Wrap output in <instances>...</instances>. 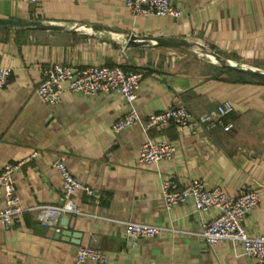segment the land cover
Segmentation results:
<instances>
[{"label": "crops", "instance_id": "crops-1", "mask_svg": "<svg viewBox=\"0 0 264 264\" xmlns=\"http://www.w3.org/2000/svg\"><path fill=\"white\" fill-rule=\"evenodd\" d=\"M170 2L181 10L179 17L136 16L124 0H0V17L186 38L264 71V0ZM187 51L127 47L120 36L106 31L0 27V65L10 68L0 90V170L37 151L16 173L20 202L30 210L10 228L0 227V264H74L78 245L101 250L104 264H258L237 243L208 245L198 236L202 223L214 217L213 210L198 212L191 201L164 207L161 176L179 185L199 178L231 194L251 187L260 201L243 225L250 234L264 233V80H241L238 72ZM55 63L141 71L134 102L141 116L183 105L196 118L227 100L233 111L222 124L232 126L206 129L193 122L186 129L170 124L144 131L135 125L114 134L111 124L127 107L117 93L65 91L54 106L38 98L41 69ZM147 138L171 142L172 158L140 163L138 150ZM61 155L72 176L94 190L97 202L77 191L73 198L83 214L59 217L57 232L54 225L40 223L42 210L35 207L56 202L61 180L52 162ZM128 221L158 225L162 232L152 239L127 238Z\"/></svg>", "mask_w": 264, "mask_h": 264}, {"label": "built area", "instance_id": "built-area-1", "mask_svg": "<svg viewBox=\"0 0 264 264\" xmlns=\"http://www.w3.org/2000/svg\"><path fill=\"white\" fill-rule=\"evenodd\" d=\"M33 3L36 0H24ZM131 14L136 16H171L179 17L182 12L171 4L170 0H124ZM10 68L0 65V90L6 85ZM143 73L141 71L124 70L121 66L91 65L84 68H71L55 63L41 69V79L35 88L38 98L45 104L54 106L61 101L65 91L76 92L86 96L100 93H117L126 103L121 116L112 122L110 130L114 134L139 125L144 131L154 126L167 127L174 124L181 129L188 128L193 122L206 129L222 124V118L233 111L232 104L225 100L208 112L196 118L183 105H171L167 108L141 116L135 106L136 90ZM232 125H223L228 130ZM175 146L168 140H152L147 138L138 150L140 163H157L172 158ZM37 157V151L27 156L4 164L0 170V227L8 229L21 214L30 210L24 207L17 194L16 173L27 162ZM65 157L59 156L52 162V167L60 176V192L53 204H41L35 208L42 210L40 223L54 225L57 232L60 226L56 223L61 216L83 214L82 209L74 201L77 191L97 197L94 190L72 176L65 165ZM161 198L166 209L191 201L198 212L214 211L211 219L203 222L197 232L208 245L227 240L240 245L241 253L264 264V233L250 234L243 225L246 215L254 210L260 201V194L253 188H246L237 193H228L220 185L207 186L199 178H194L179 185L170 177H160ZM162 228L158 225L128 221L125 223L127 238L152 239L159 236ZM106 254L96 247L78 245L74 264L94 262L104 264Z\"/></svg>", "mask_w": 264, "mask_h": 264}, {"label": "water", "instance_id": "water-1", "mask_svg": "<svg viewBox=\"0 0 264 264\" xmlns=\"http://www.w3.org/2000/svg\"><path fill=\"white\" fill-rule=\"evenodd\" d=\"M0 27L1 28H11V29H36V30H78L82 29L85 32L95 33L106 31L109 33L117 34L120 36L125 43V46H134V45H151V46H168L175 48H186L188 50L196 52V50H202L204 55H200L205 60L211 62L207 56L213 58V63L217 64L221 68L232 70L238 73H243L247 76L254 77L260 80H264V71L258 70L255 68H251L243 65L240 62L227 59L223 57L221 54L215 52L208 46L190 41L186 38H177V37H164V36H138L135 34L120 32L117 30H113L110 28H105L100 25H91V24H81L79 26H69L65 23L60 22H44L41 20H33V19H13V18H2L0 17ZM68 234V232L63 233Z\"/></svg>", "mask_w": 264, "mask_h": 264}, {"label": "trees", "instance_id": "trees-1", "mask_svg": "<svg viewBox=\"0 0 264 264\" xmlns=\"http://www.w3.org/2000/svg\"><path fill=\"white\" fill-rule=\"evenodd\" d=\"M122 67V66H121ZM123 68V67H122ZM124 70H127L125 68H123ZM133 71H139V70H133ZM226 71H229V70H226ZM229 72H233V71H229ZM236 75H238V78L241 79V80H244V79H249L248 76H246L245 74L243 73H235Z\"/></svg>", "mask_w": 264, "mask_h": 264}, {"label": "rangeland", "instance_id": "rangeland-1", "mask_svg": "<svg viewBox=\"0 0 264 264\" xmlns=\"http://www.w3.org/2000/svg\"><path fill=\"white\" fill-rule=\"evenodd\" d=\"M210 48V47H209ZM213 50V49H212ZM187 52H189L191 55H194L196 58H199V59H202V60H205L203 57L200 56V54H198L197 52H194V51H191V50H188ZM207 61V60H206Z\"/></svg>", "mask_w": 264, "mask_h": 264}, {"label": "bare ground", "instance_id": "bare-ground-1", "mask_svg": "<svg viewBox=\"0 0 264 264\" xmlns=\"http://www.w3.org/2000/svg\"><path fill=\"white\" fill-rule=\"evenodd\" d=\"M196 52H197L198 54H200V55H204V52H203L202 50H196ZM207 58H208L211 62H214L212 57L207 56Z\"/></svg>", "mask_w": 264, "mask_h": 264}]
</instances>
